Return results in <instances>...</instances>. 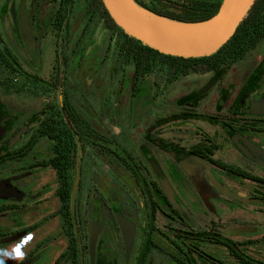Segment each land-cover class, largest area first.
I'll return each instance as SVG.
<instances>
[{
    "label": "flooded vegetation",
    "instance_id": "obj_1",
    "mask_svg": "<svg viewBox=\"0 0 264 264\" xmlns=\"http://www.w3.org/2000/svg\"><path fill=\"white\" fill-rule=\"evenodd\" d=\"M75 1L0 0L5 264H264V8L237 56L173 62Z\"/></svg>",
    "mask_w": 264,
    "mask_h": 264
},
{
    "label": "water",
    "instance_id": "obj_2",
    "mask_svg": "<svg viewBox=\"0 0 264 264\" xmlns=\"http://www.w3.org/2000/svg\"><path fill=\"white\" fill-rule=\"evenodd\" d=\"M114 23L127 35L164 55L203 57L216 52L232 36L254 0H222L208 18L185 21L157 14L135 0H101ZM141 9L176 23L161 24L144 17ZM126 252L131 233L126 219L116 212Z\"/></svg>",
    "mask_w": 264,
    "mask_h": 264
},
{
    "label": "trees",
    "instance_id": "obj_3",
    "mask_svg": "<svg viewBox=\"0 0 264 264\" xmlns=\"http://www.w3.org/2000/svg\"><path fill=\"white\" fill-rule=\"evenodd\" d=\"M141 6L145 7L144 5H141ZM65 8L67 9V6L63 7V9H65ZM263 8H264V0H254L253 4L251 5V7L247 11L246 15L243 17V19L241 20V22L239 23V25L235 29L232 36L227 40V42H225L219 48V50H217L215 52V54L213 53L211 55L203 56V57L183 58V57H177V56H171V55H164V54L159 53L155 49H151L149 47H146L145 45H144V47L147 49H150L151 51H153L154 53H156L159 56L169 58L173 62H177L178 60H183L184 62H188V61H192V60H196V59L208 61L211 58L218 57V55L220 53L219 51H222L225 49L231 50L233 52V56L235 57V56H237L236 54L242 50L241 49L242 43L255 41L256 34L254 31L257 30L256 29L258 26L257 19H258V17H260V12H261V9H263ZM215 12H216V10H213L212 14H210V16L213 15ZM107 16H108L110 22L112 23V25L117 27L114 24V22L112 21V19L109 17L108 14H107ZM208 17L209 16L190 17V18H175V19L186 20V21H196V20H202V19H205ZM117 28H119V27H117ZM119 30L121 31V33H123V31L120 28H119Z\"/></svg>",
    "mask_w": 264,
    "mask_h": 264
},
{
    "label": "clouds",
    "instance_id": "obj_4",
    "mask_svg": "<svg viewBox=\"0 0 264 264\" xmlns=\"http://www.w3.org/2000/svg\"><path fill=\"white\" fill-rule=\"evenodd\" d=\"M30 239L31 236L21 237L19 241L12 246L11 250L6 248H0V264H5L6 259L23 261L25 258L23 248L26 244H28Z\"/></svg>",
    "mask_w": 264,
    "mask_h": 264
},
{
    "label": "bare ground",
    "instance_id": "obj_5",
    "mask_svg": "<svg viewBox=\"0 0 264 264\" xmlns=\"http://www.w3.org/2000/svg\"><path fill=\"white\" fill-rule=\"evenodd\" d=\"M142 14L144 15V17L152 22H156V23H161V24H174L176 22L170 20V19H166L164 17H158L155 16L153 14H151L149 11L145 10V9H141Z\"/></svg>",
    "mask_w": 264,
    "mask_h": 264
},
{
    "label": "rangeland",
    "instance_id": "obj_6",
    "mask_svg": "<svg viewBox=\"0 0 264 264\" xmlns=\"http://www.w3.org/2000/svg\"><path fill=\"white\" fill-rule=\"evenodd\" d=\"M84 1H85V0H76L75 3H74V9H75L74 11H79V12H81L82 10H84V8H85V7H84V6H85V5H84ZM97 27H98V25H97ZM76 32H77V31H76ZM76 32H75V33H76Z\"/></svg>",
    "mask_w": 264,
    "mask_h": 264
}]
</instances>
